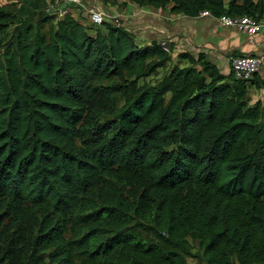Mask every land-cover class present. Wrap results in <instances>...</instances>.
<instances>
[{"label": "trees", "instance_id": "16d2710c", "mask_svg": "<svg viewBox=\"0 0 264 264\" xmlns=\"http://www.w3.org/2000/svg\"><path fill=\"white\" fill-rule=\"evenodd\" d=\"M128 1L264 19L263 0ZM52 20L7 42L0 4V264H264V70Z\"/></svg>", "mask_w": 264, "mask_h": 264}, {"label": "rangeland", "instance_id": "374dc122", "mask_svg": "<svg viewBox=\"0 0 264 264\" xmlns=\"http://www.w3.org/2000/svg\"><path fill=\"white\" fill-rule=\"evenodd\" d=\"M34 1L36 0H0V4L3 7L10 9L15 14L16 22L11 24L6 33L7 42L11 40V29L19 22L28 21L35 24L42 13L53 15L56 20V18L64 14L62 9H64V7L67 8L63 0H37L38 3L36 2V5ZM128 2V0H83L84 9L75 8L70 12H72L75 17L79 18L85 25H89L90 22L87 18L86 9L90 7L99 9L103 13V22L98 25L99 27L102 28L105 22L119 25L126 29L138 44H146L152 39L162 42H173L172 39H174L176 45L172 51V56L173 62L176 61V53L182 48V42H185L183 39L185 35L182 34L181 31H176L175 29L170 30L167 27H163L162 23H165L167 19L163 12L157 11L153 6H138ZM181 18L182 17H179L177 19ZM55 20H52V22ZM215 24H217V22H215ZM200 40L202 39L200 38ZM183 64H187V62L182 61L181 65ZM248 96L250 103L257 99H261L264 103V89L262 88L250 86ZM262 122L264 124V111ZM190 240L195 243L192 239ZM196 248L195 244L194 249ZM187 259L190 264H204V261L196 256H188Z\"/></svg>", "mask_w": 264, "mask_h": 264}, {"label": "crops", "instance_id": "0c3cea01", "mask_svg": "<svg viewBox=\"0 0 264 264\" xmlns=\"http://www.w3.org/2000/svg\"><path fill=\"white\" fill-rule=\"evenodd\" d=\"M168 7L160 10L167 19L162 26L181 31L185 35L183 38L185 42H182V48L178 52L189 51L195 55L202 50L225 74L231 71V56L246 53L264 54V33L248 35L235 28L221 25L215 18L174 13L170 12ZM179 17L183 19H177ZM172 41L175 46V40L172 39Z\"/></svg>", "mask_w": 264, "mask_h": 264}, {"label": "built area", "instance_id": "2783aa9c", "mask_svg": "<svg viewBox=\"0 0 264 264\" xmlns=\"http://www.w3.org/2000/svg\"><path fill=\"white\" fill-rule=\"evenodd\" d=\"M64 5L67 6L62 9V12L74 10L75 8H85L83 0H63ZM87 18L90 24L99 25L103 22V13L99 9L93 7L87 8ZM197 17L209 16L218 20L223 26L235 28L248 35H256L264 33V20L257 19L251 15H228L220 14L214 16L208 10H202ZM231 70L234 76L241 80H250L255 73H262L264 70V54L246 53L233 55L230 57Z\"/></svg>", "mask_w": 264, "mask_h": 264}]
</instances>
